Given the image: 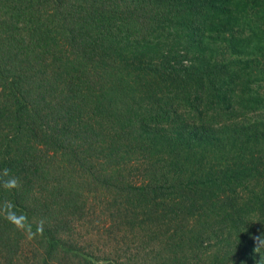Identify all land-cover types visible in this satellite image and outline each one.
<instances>
[{
  "label": "trees",
  "instance_id": "obj_1",
  "mask_svg": "<svg viewBox=\"0 0 264 264\" xmlns=\"http://www.w3.org/2000/svg\"><path fill=\"white\" fill-rule=\"evenodd\" d=\"M36 81L63 85L58 97L70 102L60 153L84 183L111 188L106 215L97 212L114 222L108 239L126 247L152 205L170 224L152 220L163 237L135 261L115 247L101 261L78 242L65 241L67 252L84 264H209L212 249V264H225L231 251L261 247L264 264V0H0V176L16 180L0 185V264H16L25 234L57 245L41 197L64 199L56 220L89 210L78 178L45 145L26 86ZM147 98L158 106L141 112ZM118 99L130 114L111 121ZM248 107L260 113L245 118ZM182 227L197 237L179 238ZM239 258L231 264L251 263Z\"/></svg>",
  "mask_w": 264,
  "mask_h": 264
},
{
  "label": "rangeland",
  "instance_id": "obj_2",
  "mask_svg": "<svg viewBox=\"0 0 264 264\" xmlns=\"http://www.w3.org/2000/svg\"><path fill=\"white\" fill-rule=\"evenodd\" d=\"M186 33H181L182 40L178 41V43L174 46H176L179 50L184 49V42H186L187 38L183 39V36ZM170 47V45H169ZM150 56L151 54L155 55V49H150ZM189 56L187 57V59ZM178 65H176L177 67ZM125 81L122 83V86L120 87L122 91L127 90V86ZM131 85V82L130 84ZM27 88H30L32 90L33 95H37V104L34 106L39 109L40 112V119H39V126L41 129H43L46 134L47 143H45L46 147L51 149V154L56 155L55 162L56 164L61 163L64 161V164L68 167L70 174L74 177L78 178V182L80 183V187L78 188V192L81 193L82 198L77 199L80 200V203L82 205H86L89 207V210H84L81 213H78V216L76 218L68 215H62L60 216L59 220H56L54 218L56 212L59 211L61 208V204L63 203L64 199H55L50 197H41L39 199V212L42 217H45L48 215L50 218V223L48 224V227L52 229V232H49L46 238L49 239H58V243L56 246H47L45 247L44 242L41 240L40 237L37 235H30L25 234L20 237L21 240V249L17 253L15 257V263L16 264H45L48 259H51L54 263H57L58 261H61L62 264H84L83 258L80 256L78 258L74 257V254L67 252L68 245L66 244L68 241L70 243H80L75 246L74 248H80L83 247L87 250L94 251L96 253V257L101 256V261L104 257L103 250L105 249H111L115 247V256H119L120 260L127 261L129 259L136 260L137 257H141L145 254L147 250H155L156 249V243L158 242V238L161 241L162 233L155 230L153 228V222L152 220L157 217L158 221H161V229H165L170 224L165 225V220L163 219L164 213H163V205L160 204V211L157 212L154 205L150 207V210L146 208L140 209L142 212V215L137 218V223L134 225L130 237L134 240V244L132 243V240L128 241V245L124 248L116 245L115 243L111 241H115L116 238L114 237L111 241L108 239L107 230L108 227L113 224L114 222L110 223H104V217L100 214H97L98 211H103L106 215L107 213V206L106 203L109 205L107 201V196L110 195L111 188H107L106 183L104 181H99L94 184H86L82 181V177L86 175V173H81L77 166H74L71 168L73 164L72 162H69L67 159H71L70 154L62 155L60 147L61 140L69 137V134L67 132L68 127L71 128L70 125V116L68 114V103H70L67 98L63 96H59L58 89L61 90L63 85L57 84L55 82L47 84L43 83L42 81H36L32 84L26 85ZM64 87V86H63ZM154 90V87L150 89H146L144 92L148 95V92ZM129 90H131V87L129 86ZM155 91V90H154ZM53 97V98H52ZM139 95H136L135 93L130 95V100L128 104L133 107V102L138 103L139 102ZM52 98V100H51ZM51 100V102H50ZM152 100L147 98V101L140 102V105H145L141 112H149L150 107L152 106H158L157 103L151 102ZM128 104H125L121 102L120 99H118V105L115 110V113L117 112L114 117H112L110 120H118L122 118H126L129 116V114H126V110L128 108ZM137 109V108H136ZM138 110V109H137ZM242 113L245 118L249 116L258 115L259 111H254L248 107L247 109H243ZM127 115V116H126ZM126 116V117H125ZM24 135V134H23ZM113 141V137L108 138L109 146L106 147L108 149L111 147V142ZM99 154L103 153V150L99 149V145H96ZM60 155V156H58ZM104 155V154H103ZM62 159V160H61ZM35 161V159L33 160ZM39 161V160H38ZM37 161V162H38ZM83 175V176H82ZM82 176V177H81ZM83 193L87 195L88 197L83 200ZM34 198V197H31ZM166 201V199H165ZM169 203V202H168ZM166 211H171V204H164ZM0 206L1 205V199H0ZM52 210L53 213H50L49 210ZM62 209V208H61ZM60 209V210H61ZM65 210V207L62 209V211ZM139 211V212H140ZM50 214V215H49ZM170 217V215H168ZM114 218V217H113ZM107 220V218H106ZM120 222L119 220H116ZM142 221V224L140 225L139 222ZM199 225H203L201 221L196 222ZM58 226H64V230L58 229ZM186 228L182 227L180 228V231H178V237L185 238L187 240L188 238H196L195 235H190ZM157 233L160 235V237H156ZM72 237V238H70ZM176 238V236H174ZM63 238V239H62ZM178 238V239H179ZM74 239V240H73ZM107 245H101V242H108ZM167 245H173V242H171V237H169V240L167 241ZM119 248V249H118ZM181 247L179 249V253L182 251ZM53 250V251H52ZM178 251V248L175 249ZM54 255L52 258H46V253H51ZM211 255L209 258L206 259V261L209 264H212L213 259V250H210ZM230 259L229 261L225 262V264H231L232 260L237 257V259H240L239 257L243 258H251L250 264H262L259 257L262 256V251L260 247V252L258 249H254L253 247H250L246 250L239 249L238 253L235 251L230 252ZM44 258V263H43ZM6 259V257L4 258ZM100 261L99 264L102 262ZM89 264V263H85ZM106 264H109L106 261ZM176 264V263H175Z\"/></svg>",
  "mask_w": 264,
  "mask_h": 264
},
{
  "label": "clouds",
  "instance_id": "obj_3",
  "mask_svg": "<svg viewBox=\"0 0 264 264\" xmlns=\"http://www.w3.org/2000/svg\"><path fill=\"white\" fill-rule=\"evenodd\" d=\"M0 185H7L9 188L15 187L16 180L11 177L8 169H5L4 174L0 176Z\"/></svg>",
  "mask_w": 264,
  "mask_h": 264
}]
</instances>
